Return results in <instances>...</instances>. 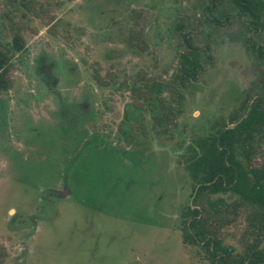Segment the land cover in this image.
I'll return each mask as SVG.
<instances>
[{
	"label": "rangeland",
	"instance_id": "rangeland-1",
	"mask_svg": "<svg viewBox=\"0 0 264 264\" xmlns=\"http://www.w3.org/2000/svg\"><path fill=\"white\" fill-rule=\"evenodd\" d=\"M210 3L0 0V41L25 40L0 92L3 264H211L182 240L194 187L182 148L229 124L254 90L247 40L264 44V30L230 0ZM184 33L203 71L174 91ZM246 228L243 216L226 225L223 244L241 253Z\"/></svg>",
	"mask_w": 264,
	"mask_h": 264
},
{
	"label": "trees",
	"instance_id": "trees-1",
	"mask_svg": "<svg viewBox=\"0 0 264 264\" xmlns=\"http://www.w3.org/2000/svg\"><path fill=\"white\" fill-rule=\"evenodd\" d=\"M205 8L213 10L209 0ZM240 17H247L256 31L264 30V0H230ZM29 8V7H28ZM187 49L181 53L170 90H178L198 80L203 71L199 50L184 33ZM249 42V40H247ZM7 43L0 41V91L10 86L11 56L25 47L19 30ZM249 47L259 60V78L253 93H248L232 116L227 128L222 123L213 134L192 139L183 146L184 161L194 181L193 205L182 212V240L187 245L201 246L211 264H264V163L257 162L264 143V44L250 41ZM235 197L228 202L222 196ZM247 220L245 247L235 253L223 244L221 230L237 218ZM8 257L7 248L0 244V264Z\"/></svg>",
	"mask_w": 264,
	"mask_h": 264
},
{
	"label": "flooded vegetation",
	"instance_id": "flooded-vegetation-1",
	"mask_svg": "<svg viewBox=\"0 0 264 264\" xmlns=\"http://www.w3.org/2000/svg\"><path fill=\"white\" fill-rule=\"evenodd\" d=\"M247 43H250V41H249V42L247 41ZM248 46H249V45H248ZM197 49H198V48H197ZM256 60H257V59H256ZM258 61H259V60H258ZM37 64H38V65H37V70H39V71L42 73L45 82H48L50 85H51L52 81H53V82H56L55 79H53V80L51 79V75H50L51 65L47 63V61H46L45 58H40V59H38ZM3 91H6V90H2V91H0V92H3ZM251 93H253V91H252ZM247 95H248V94H247ZM3 108H4L3 105H1V106H0V109H3ZM66 112H67V111H66ZM2 113H3V112L0 111V115H2ZM4 119H5L4 117H1L0 121L5 122ZM232 124H234V126H235L236 123H232ZM232 124H228L227 128H230L229 125H232ZM231 128H232V127H231ZM207 134H213V132H212V133H207ZM182 156H183V162H184V164H185V166H186V163H185V161H184L185 156L183 155V150H182ZM67 162H68V161H67ZM67 162H66V160H64V163H65L64 166H65L66 168H68V165L66 164ZM186 168H187V167H186ZM187 170H188V168H187ZM188 171H189V170H188ZM189 174H190V172H189ZM190 178L192 179L191 175H190ZM192 181H193V179H192ZM193 184H195L194 181H193ZM224 195H226V196L229 197V195H231V194H229V193H227V194L220 193V194H218V195H212V197H213V196H217V197H218V196H224ZM194 196H195V191H194V187H193V192H192L191 202H190L187 206L191 205L192 208H195V207L200 208L199 205H193L192 200H193ZM223 198H224V197H223ZM225 199H226V198H225ZM234 199H235V197H234ZM226 200H227V199H226Z\"/></svg>",
	"mask_w": 264,
	"mask_h": 264
},
{
	"label": "water",
	"instance_id": "water-1",
	"mask_svg": "<svg viewBox=\"0 0 264 264\" xmlns=\"http://www.w3.org/2000/svg\"><path fill=\"white\" fill-rule=\"evenodd\" d=\"M229 127L231 128V127H234V124H232V125H229Z\"/></svg>",
	"mask_w": 264,
	"mask_h": 264
}]
</instances>
